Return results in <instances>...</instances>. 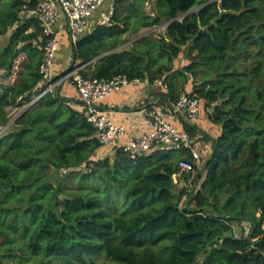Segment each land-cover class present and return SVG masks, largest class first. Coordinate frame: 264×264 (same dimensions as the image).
Masks as SVG:
<instances>
[{"label": "trees", "instance_id": "trees-1", "mask_svg": "<svg viewBox=\"0 0 264 264\" xmlns=\"http://www.w3.org/2000/svg\"><path fill=\"white\" fill-rule=\"evenodd\" d=\"M37 1L0 0L2 77L26 56L12 84L0 81V128L17 116L10 107L23 110L43 87L47 38L38 20L19 17ZM147 1L116 0L114 24L71 45L65 74L82 65L85 77L163 79L168 107L184 90L203 98L221 126L217 136L204 133L212 152L195 174L179 165L193 162L190 150L104 153L96 128L72 105L81 100L60 88L46 93L0 133V264L264 263V0H152V14ZM220 3L237 13L205 30ZM164 20L158 38L121 48L125 35ZM184 128L196 139V124L184 119ZM243 221L250 231L236 236Z\"/></svg>", "mask_w": 264, "mask_h": 264}, {"label": "built area", "instance_id": "built-area-1", "mask_svg": "<svg viewBox=\"0 0 264 264\" xmlns=\"http://www.w3.org/2000/svg\"><path fill=\"white\" fill-rule=\"evenodd\" d=\"M114 14L115 3L108 2V0H38L35 5L21 10L19 14L21 20L33 18L38 20L43 35L47 38L40 64L43 87L28 104L32 105L46 93L56 91L63 81L70 77L80 95L83 112L96 128L97 137L104 147L123 146L131 158H136L153 147L190 150L194 163L182 158L179 165L181 170L193 171L195 174L205 158H203L197 141L187 129L178 126L172 119L175 115H182L186 121L197 124L201 118L203 98L197 95L191 96L184 90L178 101L168 107V114H166L161 109L160 97H155L150 102L153 108L146 113L148 129L140 135L128 137L127 126L115 123L111 117V111L104 108L103 102L111 94L131 85H142L148 79L140 77L131 79L125 74H118L110 79L85 77L80 72L82 65H76L64 77L54 78V63L60 45L61 31L66 30L71 45H75L82 35L87 34L89 30H94L97 25H113ZM61 16H64V23L56 28ZM94 18H97L96 23L91 26ZM155 83L167 89V84L163 79H157ZM124 137H127L126 142H122ZM236 236H238L237 233Z\"/></svg>", "mask_w": 264, "mask_h": 264}, {"label": "crops", "instance_id": "crops-1", "mask_svg": "<svg viewBox=\"0 0 264 264\" xmlns=\"http://www.w3.org/2000/svg\"><path fill=\"white\" fill-rule=\"evenodd\" d=\"M111 2H114L111 0ZM97 18H94L91 26L96 23ZM64 23V16H61L56 28H59ZM91 26L89 28H91ZM90 32V30H89ZM126 38V35H125ZM69 49L68 53V61L72 63L71 56V43L69 34L66 30L61 31V39L59 49L56 55V61L54 64V78L56 79L60 74H58L57 64L63 66V70H67L68 65L63 60L61 61V56ZM57 70V71H56ZM192 85V83H191ZM190 85V86H191ZM165 90L158 83H150L145 81L142 85H131L125 88L122 91L116 92L108 96L104 102V108L111 111V117L113 121L117 124H124L128 128V137L136 136L144 133L148 129L147 123V111L152 109L153 106L150 103L152 99L155 97H159L161 93ZM60 92L62 95L67 96L68 98L77 99L80 101V95L78 91L75 89L74 85L69 83L66 79L63 81L60 86ZM161 98V96H160ZM74 108L83 111L81 103L73 102L72 104ZM16 108V107H15ZM161 109L164 113H167L168 106L166 101L162 100ZM212 112L209 107H205L202 109L201 118L199 122L196 124L198 128V132L196 133V141L198 146L205 154H210L212 152V142L204 138V133L209 134L211 136H217L221 131V126L213 123L209 119V114ZM173 122H175L178 126L184 127V118L182 115L173 116ZM204 131V132H201ZM127 137L122 139V142H126ZM115 151L114 147H104V153L110 152L113 154ZM207 155V156H208ZM243 225L247 230L245 233H249L251 228V223L249 221H243L241 223L234 224V229H237V226ZM245 234V235H247ZM239 236V234H237ZM241 236L244 234H240Z\"/></svg>", "mask_w": 264, "mask_h": 264}, {"label": "rangeland", "instance_id": "rangeland-1", "mask_svg": "<svg viewBox=\"0 0 264 264\" xmlns=\"http://www.w3.org/2000/svg\"><path fill=\"white\" fill-rule=\"evenodd\" d=\"M113 1H116V0H113ZM152 0H148L147 3H146V10L152 14ZM166 27H167V22L164 20L163 23L161 24H158V25H155L153 27H147V28H143L138 34L136 35H132V34H127L126 35V42L121 46L122 49H128L132 44H133V41L135 38H137L138 36H141L142 34H145V35H150L154 38H158L161 34H164L165 33V30H166ZM7 42V37H3L0 39V46L6 44ZM68 53H69V49L66 50V52L61 56V61L63 60L64 62H66V64L68 65V68L67 70H63V66L61 67V65H58L57 64V70H58V74H60L59 76L60 77H64L65 76V73L66 71H68V69L71 67L72 63L71 61H68ZM26 59V56L23 54L21 55L18 59H17V63H16V66H15V73L12 77H10L9 79H4L2 77V73L4 71V69H2L0 67V81L4 82V83H7V84H12L17 78H18V75H19V70L21 68V65L24 63ZM177 61V60H176ZM177 63V62H176ZM56 70V71H57ZM69 83H71L73 85V82H72V79L69 77L66 79ZM62 85V84H61ZM60 85V86H61ZM192 87V86H191ZM60 88V87H59ZM192 89V88H191ZM28 106H30L29 104L28 105H25L23 108H28ZM207 107V106H205ZM211 109V111L213 110L212 107H209ZM22 109H18L16 110L14 107H10L9 108V112H10V115H11V118H13L15 115H17ZM209 114V112H208ZM12 120V119H11ZM11 124V122H10ZM8 124V125H10ZM8 125L7 126H2L0 128V130H2V128L7 129L8 128ZM2 133V132H1ZM201 150V148H200ZM202 154H203V158H206L208 154H205L202 150H201ZM112 155V154H110ZM235 224H239V223H235ZM248 227H245L243 225L241 226H237V229H235V233L237 234H247L245 233V231L247 230ZM97 262H100L101 259L100 258H97L96 259Z\"/></svg>", "mask_w": 264, "mask_h": 264}, {"label": "water", "instance_id": "water-1", "mask_svg": "<svg viewBox=\"0 0 264 264\" xmlns=\"http://www.w3.org/2000/svg\"><path fill=\"white\" fill-rule=\"evenodd\" d=\"M182 1H183V0H182ZM211 1H213V0H210L209 2H211ZM220 9H221V13H220V15H219L218 17H216V18L213 20V22H212L211 24H209L208 26H206V27H205V30H208L211 26H213L214 24H216V23H217V22L223 17V15H224L225 13H232V14H236V13H237L236 11H227V10H225V9H224V6H223L222 3H220ZM143 36H145V34H142L141 36H138V37L135 38L134 40H136V39H138V38H140V37H143ZM112 51H113V50H112ZM108 53H109V52L102 54V55H101L100 57H98L97 59L104 57V56H105L106 54H108ZM25 109H26V108H23L22 112H23ZM22 112H20V113H22ZM20 113H19V114H20ZM19 114H17V116H18ZM17 116H16V117H17ZM16 117H15L14 119H16ZM14 119L11 121V123L14 121ZM2 131H4V128H2V130H0V133H1ZM190 200H191V195L189 196V198H188V200H187V202H186V206H187V207L189 206ZM203 208L214 210V207H213V206H205V207H203ZM203 208H200L199 210H202ZM214 212H215V214H216L218 217H222V218L226 217L224 214H221V213H219V212H217V211H214Z\"/></svg>", "mask_w": 264, "mask_h": 264}, {"label": "bare ground", "instance_id": "bare-ground-1", "mask_svg": "<svg viewBox=\"0 0 264 264\" xmlns=\"http://www.w3.org/2000/svg\"><path fill=\"white\" fill-rule=\"evenodd\" d=\"M11 120V119H10Z\"/></svg>", "mask_w": 264, "mask_h": 264}]
</instances>
